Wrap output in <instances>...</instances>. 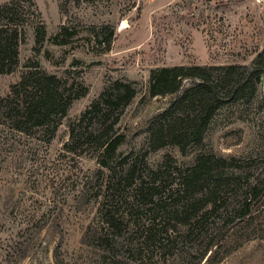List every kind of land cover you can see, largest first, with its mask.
<instances>
[{
    "label": "rangeland",
    "instance_id": "374dc122",
    "mask_svg": "<svg viewBox=\"0 0 264 264\" xmlns=\"http://www.w3.org/2000/svg\"><path fill=\"white\" fill-rule=\"evenodd\" d=\"M33 1L47 30L44 47L36 56L29 28L19 66L12 73H0V95L9 93L34 57L48 72L81 81L88 93L74 101L51 143L23 137L17 149L0 155V264H109L111 259L92 239L101 225L99 202L84 203L81 193L83 180L98 168L96 158L63 155L69 125L114 81H135L138 93L121 120L128 139L119 150L144 153L149 148L148 120L172 99L150 97L151 71L174 65L251 63L264 47V0ZM64 25L80 32L70 44L54 45L51 39ZM105 25L116 29L115 39L111 50L98 53L88 28ZM201 149L235 157L230 171H244L232 178L233 208L239 187L264 177V79L256 100L219 111ZM168 154L182 165L195 160L194 152L184 156L177 147H166L150 152L148 162L156 166ZM255 202L251 226L236 225L201 264H264V192ZM247 233L250 239L244 237ZM196 262L184 255L164 264ZM125 264L136 263L129 257Z\"/></svg>",
    "mask_w": 264,
    "mask_h": 264
},
{
    "label": "trees",
    "instance_id": "16d2710c",
    "mask_svg": "<svg viewBox=\"0 0 264 264\" xmlns=\"http://www.w3.org/2000/svg\"><path fill=\"white\" fill-rule=\"evenodd\" d=\"M61 9L67 12L66 5ZM29 28L34 31L37 56L47 30L36 3L11 0L0 4L1 74L19 66L20 47ZM79 32L76 26L64 25L51 41L68 45ZM88 32L96 52L111 50L115 28L91 26ZM263 79L264 47L249 64L153 69L150 97L171 95L172 99L148 120L149 148L144 153L119 150L128 139L121 120L138 93L135 81H114L69 125L63 155L96 158L98 168L83 180L81 193L84 203L99 202L101 225L92 239L111 259L109 264H125L129 257L136 264H164L184 255L201 264L236 225L251 226L255 201L264 192V177L248 179L240 186L231 208L232 178L244 171H230L235 157L201 148L219 111L256 100ZM87 93L81 81L61 78L45 70L36 57L29 59L9 93L0 95V155L17 149L23 137L51 143L74 101ZM166 147H177L184 156L194 152L195 160L182 165L168 154L158 165H150L148 154ZM244 237L250 239V234Z\"/></svg>",
    "mask_w": 264,
    "mask_h": 264
}]
</instances>
